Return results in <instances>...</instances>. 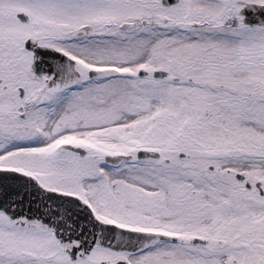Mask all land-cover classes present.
Listing matches in <instances>:
<instances>
[{
  "label": "snow or ice",
  "instance_id": "6c2138e0",
  "mask_svg": "<svg viewBox=\"0 0 264 264\" xmlns=\"http://www.w3.org/2000/svg\"><path fill=\"white\" fill-rule=\"evenodd\" d=\"M0 264H264V0H0Z\"/></svg>",
  "mask_w": 264,
  "mask_h": 264
}]
</instances>
